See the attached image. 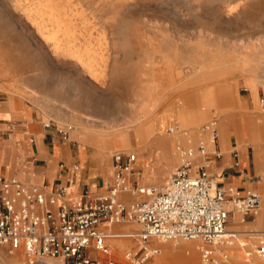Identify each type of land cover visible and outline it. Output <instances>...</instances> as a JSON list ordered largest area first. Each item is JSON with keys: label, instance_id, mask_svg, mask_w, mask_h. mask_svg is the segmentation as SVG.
<instances>
[{"label": "rangeland", "instance_id": "rangeland-1", "mask_svg": "<svg viewBox=\"0 0 264 264\" xmlns=\"http://www.w3.org/2000/svg\"><path fill=\"white\" fill-rule=\"evenodd\" d=\"M263 74L264 0H0V103L12 96L34 117L72 126L77 145L96 147L109 160L115 151L138 156L160 140L175 161L166 180L180 163L178 147L198 144L193 131L219 122L226 108L235 112L236 97L221 102L224 94L245 95L243 80ZM263 96H256L259 110ZM158 119L148 140L127 128ZM5 123L4 138L21 121ZM83 123L92 126L86 133ZM170 126L176 127L173 133ZM121 130H129L125 143L117 134L111 137ZM194 242L201 244H156L160 249L159 244L179 248ZM111 243L116 252L93 257L129 264L124 253L131 240ZM218 247L240 251L238 242ZM16 252L0 244V264H25L23 252Z\"/></svg>", "mask_w": 264, "mask_h": 264}, {"label": "built area", "instance_id": "built-area-1", "mask_svg": "<svg viewBox=\"0 0 264 264\" xmlns=\"http://www.w3.org/2000/svg\"><path fill=\"white\" fill-rule=\"evenodd\" d=\"M201 128L210 133L211 141L217 140L216 119ZM70 129L67 126L58 132L67 138ZM175 129L170 126L167 131L173 133ZM178 149L180 163L160 192L153 187L128 185L126 173L136 154L125 151L112 153V183L96 196L84 191L69 200L66 186L50 190L47 185L0 177V244L8 246L10 252L22 251L25 264H40L45 258H56L63 264H119L112 257L104 261L94 258L91 251L110 256L106 239L125 236L134 239L137 246L125 251L126 262L149 264L160 252L151 244L154 240H198L201 264H222L228 255L219 245L238 242L242 248L247 246L239 241L237 231L227 228L230 216L238 213L245 218L258 214L260 197L251 190L241 193L218 185L202 164L195 166V159L207 153L203 142ZM213 153L219 156L217 149ZM119 192H139L149 199L125 204L117 200ZM103 221L135 223L140 228L125 234L108 233L98 228ZM244 255H255L264 261V241L257 240L252 250H244Z\"/></svg>", "mask_w": 264, "mask_h": 264}, {"label": "crops", "instance_id": "crops-1", "mask_svg": "<svg viewBox=\"0 0 264 264\" xmlns=\"http://www.w3.org/2000/svg\"><path fill=\"white\" fill-rule=\"evenodd\" d=\"M243 83L247 88L245 95L225 93L221 98V102L230 103L236 97L234 106L236 110L231 113L232 111L226 108L225 112L219 115V122L216 119L217 140L211 141L210 133L202 128L199 134L196 131L192 134L194 137L200 136L198 144L203 142L207 150L204 156L195 159V166L202 164L216 184L232 187L241 193L247 190L254 191L261 200L258 214L245 218L238 213L230 216L227 228L237 231L239 240L243 239L241 241L246 242L247 246L245 248L239 246L240 251L236 248H223L228 260L222 264H264V261L255 255L253 256L257 260H254L253 256L248 258L244 255V250L253 249L254 243L257 242H253L256 237L264 241V109L259 110L256 102L257 94L264 95V74L260 79L252 77L244 79ZM9 97L12 101H9ZM9 97L0 103L2 120L0 124L6 125V121L21 123L16 130L8 127L10 133L6 138L0 136V177L38 186L47 185L50 190L66 186L69 200L76 199L84 191L96 196L107 190L114 176L112 154L109 160L106 152H99L96 147L77 145L75 140L70 138L74 135L72 126L63 125L55 119L45 122L44 115L34 117L28 107L23 106L20 101H15L12 96ZM259 101L264 108V96ZM67 126L71 129L68 131V137L63 138L58 130ZM83 126L92 127L84 123ZM175 138L180 142L186 140L181 136ZM170 140L173 138L164 139L165 142ZM152 145L149 151L141 152L138 156L136 154L135 161L126 173L129 186L158 189L168 182L166 177L175 161L169 158L168 150L160 140L153 141ZM214 149L219 151V156L214 155ZM234 152L237 156H234ZM146 197L139 192L117 194V200L125 204L142 201ZM98 228L103 232L125 234L136 232L140 227L135 223L103 221ZM118 238L131 240L129 250L136 249V241L132 238L125 236L107 238L106 243L111 249V254L117 250L111 241ZM156 242L152 241L151 244L158 246ZM197 245L198 243L194 242L172 248L168 244H159L160 252L149 264H201L200 251L198 257L196 250H199ZM96 253L91 251L94 257L97 256Z\"/></svg>", "mask_w": 264, "mask_h": 264}, {"label": "bare ground", "instance_id": "bare-ground-1", "mask_svg": "<svg viewBox=\"0 0 264 264\" xmlns=\"http://www.w3.org/2000/svg\"><path fill=\"white\" fill-rule=\"evenodd\" d=\"M189 118V117H188ZM188 118H187V116H185V117H183V116H181L180 118H179V120H180V122H182V123H188ZM136 120H138V119H136ZM136 120H135V122H136ZM157 123H160V119H158V120H156V123L154 122V124L153 125H148V126H146V125H137L136 123H134V124H136L134 127H130L129 125H127V128L128 129H130V130H133V132H134V135H135V137L137 138V139H143L144 137H146V140L147 139H149L150 137H151V135H153L154 133H155V130H153V127H154V125L155 124H157ZM84 128H86L85 126H83V131H84V133H86V132H88V130H85ZM129 130H121V131H119V132H117V133H113L112 135H111V137L114 135V137H115V135L117 134L119 137H120V140H122L124 143H125V141L127 140V132H128ZM87 139H89L88 137H86ZM179 138V137H178ZM109 142L110 141H108L107 143H106V148H108V147H110L108 144H109ZM127 143V142H126ZM18 254V252H11V254ZM49 259H52V258H45V259H43L42 260V262L40 263V264H43V263H46V264H51V261H48ZM54 260V259H53ZM61 262V261H60ZM62 263V262H61ZM63 264V263H62Z\"/></svg>", "mask_w": 264, "mask_h": 264}]
</instances>
